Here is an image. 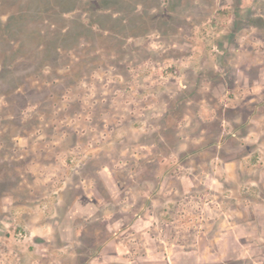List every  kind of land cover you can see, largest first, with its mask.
I'll return each instance as SVG.
<instances>
[{
  "label": "rangeland",
  "instance_id": "374dc122",
  "mask_svg": "<svg viewBox=\"0 0 264 264\" xmlns=\"http://www.w3.org/2000/svg\"><path fill=\"white\" fill-rule=\"evenodd\" d=\"M157 1L63 96L0 97V264H264V0Z\"/></svg>",
  "mask_w": 264,
  "mask_h": 264
},
{
  "label": "trees",
  "instance_id": "16d2710c",
  "mask_svg": "<svg viewBox=\"0 0 264 264\" xmlns=\"http://www.w3.org/2000/svg\"><path fill=\"white\" fill-rule=\"evenodd\" d=\"M16 1L19 10L16 13L2 15L0 18L1 20L3 16L6 17L0 23L1 42H3L0 57L5 60L8 58L7 61L4 60L5 64L0 71V97L5 98L13 95L17 97L25 95L28 98V95L33 91L30 87L32 79L42 83L45 79H49V76L43 74L44 67L56 69L61 66L70 72L65 78L60 79L61 85L51 82L52 84H49L48 88H43L45 90L43 93L49 100L57 95L63 96L70 86L75 85L76 81L87 75L84 73L87 67L90 72L92 70L90 67H95L99 62L101 55H98V48L95 49L92 43H97L98 40L101 51L107 54L112 47L123 46L129 40L143 38L142 25L135 24L142 21L143 16H149L148 19L153 23L160 14L163 15L165 12L162 10L157 12L156 7L152 9L151 14L139 11L140 1L144 0H92V8L87 12L95 13L93 15L99 18L95 20L94 16L92 21L83 23L79 19L65 18L71 12L79 10L81 0ZM159 2L152 0L156 6L159 5ZM80 39H82L81 43H79ZM11 45L13 46L11 47ZM80 51L83 52L81 54L83 58L78 61ZM34 64L39 67L36 72L29 69L30 65ZM78 64L81 65L80 68ZM58 87L61 89L56 93L55 88ZM45 99L47 100V98ZM9 123L18 127L17 120H12ZM5 134L6 137L2 142L3 147L9 145L8 142L13 137L10 134ZM6 154L8 153L0 151L1 158ZM7 167L8 164H0V168Z\"/></svg>",
  "mask_w": 264,
  "mask_h": 264
}]
</instances>
